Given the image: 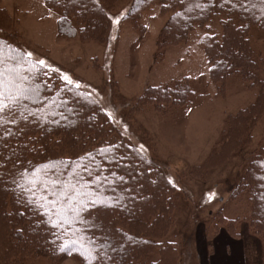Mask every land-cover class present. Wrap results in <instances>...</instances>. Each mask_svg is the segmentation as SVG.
<instances>
[{
  "label": "trees",
  "instance_id": "trees-1",
  "mask_svg": "<svg viewBox=\"0 0 264 264\" xmlns=\"http://www.w3.org/2000/svg\"><path fill=\"white\" fill-rule=\"evenodd\" d=\"M118 1L44 3L60 13L61 35L106 43ZM156 8L169 15L158 40L159 56L202 28L199 42L210 80L222 83L218 93H224L226 80L235 73L244 82L260 83H255L261 88L256 103L226 119L222 140L209 156L213 162L223 148L237 149L264 110V80H259L250 45L251 28L264 32V0H133L122 19L147 35L142 19ZM216 18L221 37L211 29ZM10 19L0 6V32L11 30ZM0 67L8 70L9 85L15 83L9 91H23L19 103L0 112V264H23L31 256L57 261L74 256L86 264V257L91 264H183V251L161 240L172 223L169 191L175 187L165 170L112 138L107 113L92 94L58 81L54 72L1 35ZM195 83L188 77L147 87L141 103L155 104L163 113L173 106L191 107L207 94ZM135 167L140 173L133 176ZM239 190L236 197L249 203L247 217L264 257V150L248 166ZM235 222L228 220L226 228L240 237L232 228ZM157 247L160 257L147 262Z\"/></svg>",
  "mask_w": 264,
  "mask_h": 264
},
{
  "label": "rangeland",
  "instance_id": "rangeland-1",
  "mask_svg": "<svg viewBox=\"0 0 264 264\" xmlns=\"http://www.w3.org/2000/svg\"><path fill=\"white\" fill-rule=\"evenodd\" d=\"M132 1L117 2L110 42L61 35L60 13L49 10L44 0H1L0 6L11 16V30L0 35L17 43L36 61H43L58 81L67 76L92 94L107 113L112 138L145 153L165 170L175 187L169 191L172 223L161 240L173 242L183 251V264H208L207 250H214L217 232L227 229L228 220H236L232 228L245 241L249 264H264L262 243L247 217L249 203L242 196L236 197L248 166L264 150V110L248 134L241 136L237 149L228 152L223 148L213 162L209 159L227 129L228 116L256 103L260 83L244 82L235 73L226 80L224 93H218L222 83L210 80L207 55L199 42L202 28H196L188 42L168 47L159 56L158 40L169 15L159 14L158 8L146 13L142 22L149 33L141 35L129 20L122 19ZM211 29L221 37L218 18ZM250 38L258 77L264 80V32L253 27ZM188 77L207 93L191 107L172 105L171 111L163 113L155 104L141 103L147 87ZM133 173L137 175L140 169L135 167ZM159 252L155 248L147 262L158 259ZM23 264L86 263L74 256L58 261L31 256Z\"/></svg>",
  "mask_w": 264,
  "mask_h": 264
},
{
  "label": "crops",
  "instance_id": "crops-1",
  "mask_svg": "<svg viewBox=\"0 0 264 264\" xmlns=\"http://www.w3.org/2000/svg\"><path fill=\"white\" fill-rule=\"evenodd\" d=\"M214 241V250H207L208 264H249L247 246L241 237H235L222 228L217 232V239Z\"/></svg>",
  "mask_w": 264,
  "mask_h": 264
},
{
  "label": "snow or ice",
  "instance_id": "snow-or-ice-1",
  "mask_svg": "<svg viewBox=\"0 0 264 264\" xmlns=\"http://www.w3.org/2000/svg\"><path fill=\"white\" fill-rule=\"evenodd\" d=\"M40 64H43V61L39 62ZM6 70L3 67H0V112H3L5 109L9 108L13 104L19 103L21 97L23 96V91L17 89L16 94H13L11 91H9V87L15 88V83L12 82L11 85H9V82L6 81ZM67 83L72 84L73 82L67 77H63ZM6 101H8L6 103ZM211 198V197H210ZM67 247V245H65ZM89 259V264H91V258L86 257Z\"/></svg>",
  "mask_w": 264,
  "mask_h": 264
},
{
  "label": "bare ground",
  "instance_id": "bare-ground-1",
  "mask_svg": "<svg viewBox=\"0 0 264 264\" xmlns=\"http://www.w3.org/2000/svg\"><path fill=\"white\" fill-rule=\"evenodd\" d=\"M176 116L178 117L179 115L177 114ZM176 116H175V117H176Z\"/></svg>",
  "mask_w": 264,
  "mask_h": 264
}]
</instances>
